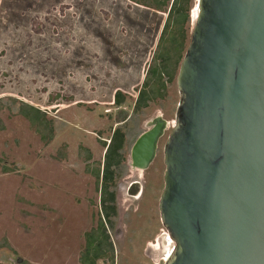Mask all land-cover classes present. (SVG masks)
<instances>
[{"label": "rangeland", "instance_id": "374dc122", "mask_svg": "<svg viewBox=\"0 0 264 264\" xmlns=\"http://www.w3.org/2000/svg\"><path fill=\"white\" fill-rule=\"evenodd\" d=\"M197 2L179 0V15L172 19L179 47L167 45L172 73L164 75V96L137 114L172 0L163 10L132 0H0V264H82L85 236L103 218L94 174L104 163L101 140L109 143L117 127L126 133L125 171L117 183L118 216L108 222L106 255L96 264H165L167 253L156 257L150 245L160 248L167 234L160 209L165 146L180 102L177 79ZM117 91L126 96L121 106ZM20 102L45 113L54 132L49 143L17 113ZM158 115L170 124L155 160L140 172L142 199L132 206L131 149ZM80 146L91 151L90 160ZM148 222L154 230L146 233ZM117 228L122 237H115Z\"/></svg>", "mask_w": 264, "mask_h": 264}, {"label": "water", "instance_id": "95a60500", "mask_svg": "<svg viewBox=\"0 0 264 264\" xmlns=\"http://www.w3.org/2000/svg\"><path fill=\"white\" fill-rule=\"evenodd\" d=\"M165 146V264H264V0H198ZM163 123L131 159L147 168Z\"/></svg>", "mask_w": 264, "mask_h": 264}, {"label": "trees", "instance_id": "16d2710c", "mask_svg": "<svg viewBox=\"0 0 264 264\" xmlns=\"http://www.w3.org/2000/svg\"><path fill=\"white\" fill-rule=\"evenodd\" d=\"M138 4L145 5L157 10H163L168 7L171 0H132ZM179 0H172L170 10L168 11V17L162 31L159 45L162 46L160 54L154 57V62L149 66L146 73V77L143 83V88L140 90L136 104L135 112L141 113L142 110L148 105L149 101L160 96H164L165 93V81L164 75H171L172 69L169 66L172 65L170 47H179V43L176 44V39L179 33H173V26L175 22H172L175 16L179 15ZM166 30H168V37L165 36ZM175 43V44H174ZM126 101V96L123 92L117 91L115 94V103L121 106ZM4 104L0 99V111L3 109ZM17 113L27 118L32 127L41 134V139L45 143H49L54 138V132L52 126L49 125V121L46 118L45 113L39 108L32 106L26 102H20L17 106ZM45 123V124H44ZM126 142V133L117 127L113 135L110 138L109 143L101 140L102 145L106 149L104 163L97 167L94 174L97 179L98 190L101 192V208L103 218L99 221V227L93 228L87 232L88 236L87 247L84 250L82 256V264H96L97 259L106 255L107 241L109 239V233L107 229L108 222L111 223L113 217L117 216V202L116 192L117 183L124 173L123 162V148ZM86 152V160L92 158L91 151L84 147H79V152ZM89 168H87L88 170ZM8 168H5V172H8ZM92 237V238H91Z\"/></svg>", "mask_w": 264, "mask_h": 264}, {"label": "flooded vegetation", "instance_id": "af4514ba", "mask_svg": "<svg viewBox=\"0 0 264 264\" xmlns=\"http://www.w3.org/2000/svg\"><path fill=\"white\" fill-rule=\"evenodd\" d=\"M162 116L161 115H158L157 117H154V118H152L151 119V121H149V123L151 124V127H149V128H147L146 130H148V129H150V128H152L153 126L152 125H156V123H157V121H159L160 119H164V120H166L165 118H161ZM166 122H167V128L164 130V133H163V135L159 138V140H158V143H157V148H156V153H155V157L153 158V160L151 161V163L149 164V166L147 167V168H143V169H140V167L139 166H137V168L136 169H134V173H133V175L134 176H132L131 178H134L135 180H133V181H131V183L129 184V189H128V196H130L129 197V200H131V205L133 206L134 204H133V202L135 201V202H137V203H139L140 201H141V199H142V194H143V190H144V185L142 184V178H143V175H140V172L141 171H145V170H147L149 167H150V165L153 163V161L155 160V158H156V155H157V149H158V144H159V142H160V139L165 135V132H166V130L168 129V127H169V124H170V122L168 121V120H166ZM145 127H146V125H145ZM145 130V131H146ZM138 139V138H137ZM133 147V146H132ZM130 159H131V157H130ZM134 162L132 161V160H129V165H130V168H132V164H133ZM133 169V168H132ZM137 170V171H136ZM117 190H118V184H117ZM116 196H117V192H116ZM116 202H117V207H118V199H117V197H116ZM146 207H147V204H146ZM139 210V209H138ZM138 210L136 209V210H134L136 213H138V215H139V212H138ZM117 216H118V209H117ZM117 216H116V218H117ZM112 225V228L114 229L115 227H114V223L113 224H111ZM99 227V222L97 223V225L94 227V228H98ZM107 227H108V224H107ZM93 229V228H92ZM91 229V230H92ZM108 229V228H107ZM143 230L142 231H145L146 233H149V232H152L153 230H154V224H152V222L150 223V222H148L145 226H144V228H142ZM90 230V231H91ZM139 230H141V229H139ZM162 230V229H161ZM160 230V231H161ZM122 231L121 230H119V228H117L116 230H115V237L116 238H119V237H122L123 236V233L122 234H120ZM162 238H160L161 239V241H160V248H157L156 247V244L154 245V246H151L150 245V249H153V251L157 254V256L156 257H159L158 255H164V254H166L167 253V251H168V248L170 247V244H168V240H167V238H166V234H164V236H161ZM92 238V237H91ZM156 237H154V240H156L155 239ZM88 236H85V243H86V247H87V243H88ZM154 240H152V241H154ZM150 240H148V241H146L147 243L149 242ZM151 253V252H150ZM101 258V257H100ZM98 260V259H97ZM97 262V261H96Z\"/></svg>", "mask_w": 264, "mask_h": 264}, {"label": "bare ground", "instance_id": "6f19581e", "mask_svg": "<svg viewBox=\"0 0 264 264\" xmlns=\"http://www.w3.org/2000/svg\"><path fill=\"white\" fill-rule=\"evenodd\" d=\"M198 3V2H197ZM197 10H198V4L196 5V7H195V9H194V14H193V16H192V22H193V24L196 22V18H197ZM162 118V117H161ZM160 122H162L163 123V130H165L166 128H167V122H166V120H164V119H160L159 121H157V123H156V125L157 124H159ZM150 125V126H149ZM147 127L149 126V127H151V124L150 123H148L147 125H146ZM152 126H154V125H152ZM174 126V125H173ZM172 126V127H173ZM133 166H132V168H133V170L134 169H136L137 168V165L135 164V163H133L132 164ZM140 169H143L142 167H140ZM137 171V170H136ZM167 230V229H166ZM169 238L170 239V246L172 245L171 243H173V246H172V249H170V250H168L167 251V258H166V260H165V262L168 260V258L171 256V254H172V252H173V250H174V247H175V242L172 240V238H171V236H170V234H169V232H168V230H167V234H166V238Z\"/></svg>", "mask_w": 264, "mask_h": 264}]
</instances>
